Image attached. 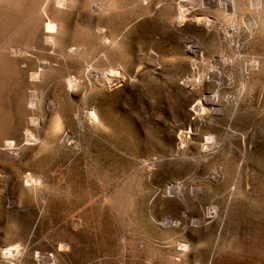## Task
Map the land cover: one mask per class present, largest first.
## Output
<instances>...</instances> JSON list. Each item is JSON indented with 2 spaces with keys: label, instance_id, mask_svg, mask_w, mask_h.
<instances>
[{
  "label": "rangeland",
  "instance_id": "rangeland-1",
  "mask_svg": "<svg viewBox=\"0 0 264 264\" xmlns=\"http://www.w3.org/2000/svg\"><path fill=\"white\" fill-rule=\"evenodd\" d=\"M0 264H264V0H0Z\"/></svg>",
  "mask_w": 264,
  "mask_h": 264
},
{
  "label": "bare ground",
  "instance_id": "bare-ground-1",
  "mask_svg": "<svg viewBox=\"0 0 264 264\" xmlns=\"http://www.w3.org/2000/svg\"><path fill=\"white\" fill-rule=\"evenodd\" d=\"M61 1V0H60ZM57 2V1H56ZM57 4V3H56ZM199 21V20H198ZM48 29V28H47ZM49 29H51V28H49ZM233 31H235L234 30V28H233ZM50 38V37H49ZM47 42V41H46ZM52 43V42H51ZM80 52V51H79ZM33 77V76H32ZM70 80V79H69ZM72 81V80H71ZM69 83V82H68ZM214 98H215V96H214ZM197 108V107H196ZM90 114V113H89ZM5 146H7V148H9V149H12V147H13V143H9V142H7L6 143V145ZM7 253V252H6ZM11 254V253H10ZM6 255V254H5ZM6 257V256H5ZM4 258V257H3Z\"/></svg>",
  "mask_w": 264,
  "mask_h": 264
}]
</instances>
